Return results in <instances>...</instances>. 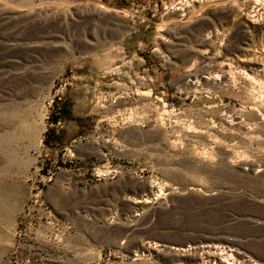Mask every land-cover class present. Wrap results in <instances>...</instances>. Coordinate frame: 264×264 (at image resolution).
Returning a JSON list of instances; mask_svg holds the SVG:
<instances>
[{
    "label": "rangeland",
    "instance_id": "1",
    "mask_svg": "<svg viewBox=\"0 0 264 264\" xmlns=\"http://www.w3.org/2000/svg\"><path fill=\"white\" fill-rule=\"evenodd\" d=\"M173 1L0 0V264H264V0Z\"/></svg>",
    "mask_w": 264,
    "mask_h": 264
},
{
    "label": "bare ground",
    "instance_id": "2",
    "mask_svg": "<svg viewBox=\"0 0 264 264\" xmlns=\"http://www.w3.org/2000/svg\"><path fill=\"white\" fill-rule=\"evenodd\" d=\"M199 1H202V0H198L197 1V3L199 2ZM207 1V3H208V1L210 2V0H206ZM213 0H211V2H212ZM216 1V0H215ZM218 1V0H217ZM228 1V0H227ZM225 2V1H224ZM223 2V3H224ZM201 3V2H200ZM206 3V4H207ZM202 4V3H201ZM204 4V3H203ZM220 4V3H219ZM222 4V3H221ZM208 5V4H207ZM209 5H212L213 6V4H210L209 3ZM214 5H215V3H214ZM217 5V4H216ZM205 6V5H204ZM263 6H264V4H263ZM97 8H99V10L100 11H102V12H111L110 10H108V9H105L104 7H102L101 5H97L96 6ZM198 7V6H197ZM195 8V7H194ZM193 8V9H194ZM199 8H202L201 7V5H200V7ZM264 10V8H260L259 10ZM195 10L196 9H194V11L193 10H188L187 11V13L186 14H191V15H193V12H195ZM197 12H198V10H197ZM257 12H258V10H257ZM262 13H264L263 11H262ZM117 15L119 14L120 16H122V17H124V18H126V14L125 13H120V12H117L116 13ZM196 14V13H195ZM260 15H261V13H259ZM182 15H184V14H182ZM264 15V14H263ZM253 16V15H252ZM256 16V15H255ZM250 17V16H249ZM263 19H264V17H263ZM264 21V20H263ZM261 24V23H260ZM259 29H261L262 31L264 30V26H260L259 27ZM218 77V76H217ZM208 78V77H207ZM210 78V77H209ZM212 78V77H211ZM214 79V78H213ZM211 80V79H210ZM198 81V80H197ZM216 81V80H215ZM195 83V82H194ZM212 249V248H211ZM210 249V250H211ZM149 250V249H148ZM178 251H180V250H178ZM182 251V250H181ZM206 253V252H205ZM230 256H232V255H230V254H228V253H225V255L224 254H222V253H218L217 251H216V249H214L213 251H211V252H209L208 253V258H209V261L210 262H214V261H216L217 262V264H226V259L228 258V257H230ZM227 263H228V261H227Z\"/></svg>",
    "mask_w": 264,
    "mask_h": 264
},
{
    "label": "built area",
    "instance_id": "3",
    "mask_svg": "<svg viewBox=\"0 0 264 264\" xmlns=\"http://www.w3.org/2000/svg\"><path fill=\"white\" fill-rule=\"evenodd\" d=\"M198 0H175L169 6H165L166 10L175 12H184L188 10Z\"/></svg>",
    "mask_w": 264,
    "mask_h": 264
}]
</instances>
